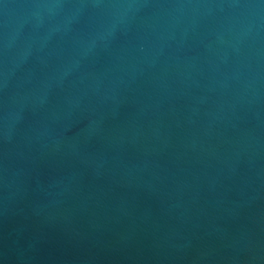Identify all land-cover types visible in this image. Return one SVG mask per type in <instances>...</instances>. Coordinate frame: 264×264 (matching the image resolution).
Wrapping results in <instances>:
<instances>
[{
  "label": "water",
  "instance_id": "95a60500",
  "mask_svg": "<svg viewBox=\"0 0 264 264\" xmlns=\"http://www.w3.org/2000/svg\"><path fill=\"white\" fill-rule=\"evenodd\" d=\"M0 264H264V0H0Z\"/></svg>",
  "mask_w": 264,
  "mask_h": 264
}]
</instances>
